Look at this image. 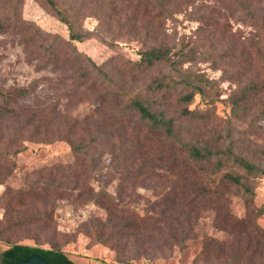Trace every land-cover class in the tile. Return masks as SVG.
<instances>
[{"label":"trees","instance_id":"16d2710c","mask_svg":"<svg viewBox=\"0 0 264 264\" xmlns=\"http://www.w3.org/2000/svg\"><path fill=\"white\" fill-rule=\"evenodd\" d=\"M35 1L66 27L67 39L22 18V0H0V35L15 36L25 62L36 71L49 67L54 73L65 74L61 89L66 90V82H71L74 92L69 94L72 101L68 105L74 108L86 102L95 107L81 119L60 116L55 107H1L0 185L16 168L15 158L26 149V143L65 141L73 161L39 170L34 183L5 188L1 193L0 241L6 249L0 252V264H16L31 255L48 264H76L60 248L79 233L113 251L119 264H131L142 257L166 258L174 247L182 248L180 245L190 239L205 210L215 213L217 229L234 234L236 239L228 244L206 238L196 260H219L233 254L236 263L232 264H237L250 248L264 250V230L256 224L264 214V205H253L254 180L264 176V165L234 152L229 131L215 133L217 138L212 139L197 127L181 124L196 119V111L189 105L196 96L204 95L201 83L207 82L197 74H187L182 65L195 61L198 48L212 53L222 43L204 38L176 48L164 32V22L172 10L180 12L183 2L199 0ZM252 1L234 2L264 35V18L246 6ZM82 18L95 19L96 29H84ZM88 39L109 49L117 48L122 39L137 42L141 48L136 60L114 54L96 64L74 44ZM237 55L244 62L234 74L237 78L245 75L247 84L235 91L232 113L241 118V112L256 108L257 119L264 120V36L219 54L225 58ZM27 95V89L15 88L0 92V102L11 105L15 98ZM153 154L157 159L153 161L163 166L164 176L154 172L149 158ZM104 156H108L106 164ZM259 158L264 159V152ZM225 167L229 170L218 183L205 184V178H213ZM150 170L157 178L167 180L170 175L173 180L162 198L151 203L147 214L137 215L130 211L125 191L136 188L143 176L148 178ZM98 174L116 179L114 194L92 187L90 182ZM229 191L242 199L243 217L230 212ZM57 201L76 207L91 203L104 210L106 217L88 216L72 232L62 233L55 215ZM25 239L49 248L18 243Z\"/></svg>","mask_w":264,"mask_h":264},{"label":"rangeland","instance_id":"374dc122","mask_svg":"<svg viewBox=\"0 0 264 264\" xmlns=\"http://www.w3.org/2000/svg\"><path fill=\"white\" fill-rule=\"evenodd\" d=\"M235 0H199L187 4L186 1L180 6V12H173L165 20L164 32L174 42L176 48L180 43L192 44L201 39H211L221 42L216 45V50L207 52L205 47L198 48L195 61L182 65L187 74H197L204 81L201 85L205 88L203 96H196L190 109L196 111V119L185 120L181 124L184 128L197 127L204 131L208 138L215 139V133L224 135L229 131V140L232 141L233 150L236 153L248 157L253 162L264 165V159H260L264 152V120L257 119V110L252 108L247 114L241 112V118H236L232 113V97L236 90L247 84L245 75L237 78L239 64L243 63V57L235 58L220 57L219 54L226 52L229 48H240L249 39H260L264 35L253 26L252 18H248L246 12L239 8ZM176 4L177 2L174 1ZM255 11L256 16L264 18V0H254L246 4ZM21 16L25 20L35 23L46 32L57 34L67 39L66 27L51 16L40 3L35 0H22ZM81 24L84 29L93 31L96 29V21L93 18H82ZM207 24V26H205ZM77 50L88 55L96 64L103 62L114 54H121L130 60L138 58L137 51L140 44L134 41L122 39L117 42L118 47L109 49L96 39H88L74 43ZM232 46V47H231ZM227 48V50H226ZM208 56V58H207ZM205 59V60H203ZM167 71V70H166ZM65 74L54 73L49 67L36 71L33 65L24 60L23 49L18 39L11 35H0V92H8L15 88H25L28 95L25 98H15L8 107L17 110L18 107H55L59 115L67 118L81 119L84 114L94 109V103H82L76 107L68 105L72 101L69 94H73L71 82H66L67 89H61V81ZM233 79V80H232ZM237 79V80H236ZM254 111V112H253ZM156 155L149 156L154 172L164 176L163 167L159 162L153 161ZM157 160V159H155ZM73 161L70 146L65 141H54L47 143H26V149L16 156V168L10 177L0 185V195L5 188L18 189L29 183H34L39 170L55 165H68ZM108 156L103 157L106 164ZM137 165V164H136ZM223 168L213 180L207 177L204 182L215 185L219 182L221 175L228 171ZM142 177V176H140ZM173 177L168 179L157 178L150 170L148 178L144 176L138 180L137 187L127 188V199H130L129 209L137 215L148 213L151 203L158 201L168 191ZM95 190L103 189L114 194L117 186L116 179L108 174H98L90 182ZM255 197L253 205L259 207L264 205V176L254 180ZM230 212L236 217L245 214L244 204L240 197L232 192H226ZM134 201V203H132ZM55 204V215L58 218V230L62 233L72 232L88 216L105 219L106 213L99 207L87 203L76 207L67 201H57ZM2 206L0 204V218L2 217ZM215 213L205 210L195 222L192 236L179 247H174L170 256L166 258H145L132 260L131 264H232L236 263L235 255H228L219 260H196L201 253L203 242L206 238L234 242L233 235L221 231L214 224ZM256 224L264 230V214L257 220ZM82 231V228L79 229ZM18 243L29 246H37L48 249L46 244H36L32 240H21ZM6 249V245L0 241V252ZM61 251L76 264H119L115 259V253L102 244H97L92 238L79 233L73 242L62 246ZM237 264H264V250L255 252L249 249L243 253Z\"/></svg>","mask_w":264,"mask_h":264},{"label":"water","instance_id":"95a60500","mask_svg":"<svg viewBox=\"0 0 264 264\" xmlns=\"http://www.w3.org/2000/svg\"><path fill=\"white\" fill-rule=\"evenodd\" d=\"M16 264H48L37 255H31L26 260H18Z\"/></svg>","mask_w":264,"mask_h":264}]
</instances>
